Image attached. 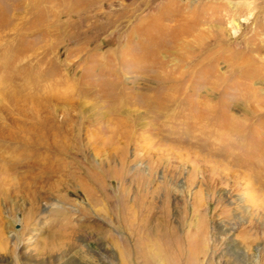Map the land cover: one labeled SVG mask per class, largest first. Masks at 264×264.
<instances>
[{
  "label": "rangeland",
  "instance_id": "rangeland-1",
  "mask_svg": "<svg viewBox=\"0 0 264 264\" xmlns=\"http://www.w3.org/2000/svg\"><path fill=\"white\" fill-rule=\"evenodd\" d=\"M0 95V264H264V0H0Z\"/></svg>",
  "mask_w": 264,
  "mask_h": 264
},
{
  "label": "bare ground",
  "instance_id": "bare-ground-1",
  "mask_svg": "<svg viewBox=\"0 0 264 264\" xmlns=\"http://www.w3.org/2000/svg\"><path fill=\"white\" fill-rule=\"evenodd\" d=\"M12 98L15 99V96H13ZM36 115H37V113H36ZM49 115H51V114L49 113ZM50 118H48L44 121V123H46V125L42 123L43 124L42 126L44 127V129H43L44 132L43 131H41V132H43L44 134H48L47 130L49 131L48 127L50 126L49 124L51 123V122H49ZM226 154H227V158L232 163H236L238 161V159L235 158V152L234 151L229 150L228 152H226ZM4 155L2 153V149H0V193L1 194H5L7 192L8 189L6 187H8V185L13 184L16 180L18 183H20V181H22V179H23L22 177H20L16 173L17 172V166L15 164L7 161V159ZM180 158L182 159V161L185 160L184 157H180ZM241 158L243 159L242 163L245 162L244 163L245 166H243V164L241 163L242 166L245 168V170H248L249 174H250V175H248L247 173L244 174V172H243V175L245 176V179H246V184H244V189L246 190L245 193L247 195V199L252 202V204H253L252 206L256 210H260V211L264 212V193L263 194L260 193L257 186H256L257 184H259V186L261 185L264 187V152L260 151L257 153H250V154H247L245 156V158L244 157H241ZM192 169H193V167H192ZM192 172H193V170H192ZM199 172H200V169H199ZM206 172H207V170H206ZM209 175H210L209 178L212 179L214 174H212V171H211V174H209ZM252 191H254V192L251 193ZM202 234H204L203 231H202ZM202 240H203V242H202L203 244L201 243L198 246L191 247L189 249L188 258L193 260L195 262L194 264H196L200 261L202 255H204V256L207 255V247H206V243H205V238ZM150 242H153L157 245H160L161 247H162V245H166V250H167L166 254H164L162 252V250H161L162 248H160V246L157 249V251L155 252V253H157L156 255L161 256V259L163 261H168L170 259H175V258H181L184 256V249L181 246L178 231L172 225L165 224L164 222H162L160 227H159V230L158 231L156 230L155 234L153 236H151Z\"/></svg>",
  "mask_w": 264,
  "mask_h": 264
}]
</instances>
